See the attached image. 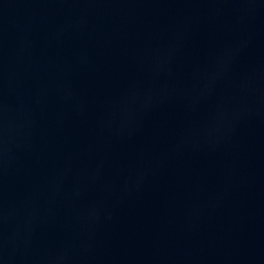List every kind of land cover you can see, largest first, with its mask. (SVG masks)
I'll use <instances>...</instances> for the list:
<instances>
[{
	"label": "water",
	"instance_id": "1",
	"mask_svg": "<svg viewBox=\"0 0 264 264\" xmlns=\"http://www.w3.org/2000/svg\"><path fill=\"white\" fill-rule=\"evenodd\" d=\"M0 264H264V0H0Z\"/></svg>",
	"mask_w": 264,
	"mask_h": 264
}]
</instances>
